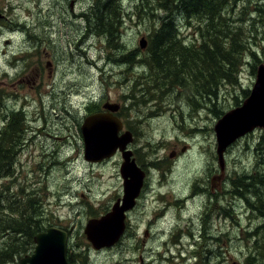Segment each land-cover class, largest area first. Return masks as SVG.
Instances as JSON below:
<instances>
[{
  "label": "rangeland",
  "instance_id": "1",
  "mask_svg": "<svg viewBox=\"0 0 264 264\" xmlns=\"http://www.w3.org/2000/svg\"><path fill=\"white\" fill-rule=\"evenodd\" d=\"M218 1L215 13L230 24L227 34L245 41L236 62L212 51H219L212 44L219 37L203 24L208 7L189 17L179 3L162 8L164 0H115L107 10L104 0H76L72 7L69 0H0V132L15 112L25 120L11 142L12 159L0 165V249L23 241L5 223L19 217L17 200H29L26 208L43 230L70 232L71 264H264V220L231 194L232 179L264 173L257 149L264 129L228 148L223 175L215 132L218 119L246 100L264 62V0ZM170 19L178 27L173 41L193 50L164 59L168 69H161L150 47ZM171 70L188 82L180 89H189L191 100L176 86L161 92L176 79ZM142 89L160 98H146ZM108 100L121 105L124 128L134 135L130 148L147 177L124 235L95 249L85 226L123 196V158L85 160L81 125ZM16 256L1 264H19L24 255Z\"/></svg>",
  "mask_w": 264,
  "mask_h": 264
},
{
  "label": "water",
  "instance_id": "2",
  "mask_svg": "<svg viewBox=\"0 0 264 264\" xmlns=\"http://www.w3.org/2000/svg\"><path fill=\"white\" fill-rule=\"evenodd\" d=\"M140 45L146 48L147 40L141 39ZM103 107L106 111L87 115L81 125L84 159L100 162L120 152L123 157L120 172L124 181V194L106 214L88 220L85 233L96 249L111 246L120 239L126 229L127 211L135 206L146 177V171L138 166L132 157L133 151L128 147L134 140L132 132L127 130L121 133L123 122L115 114L120 105L107 101ZM258 127L264 128V64L259 66L254 86L244 103L225 113L215 124L216 151L222 174L227 148L239 137ZM33 239V251L22 256L19 264H70L66 230L50 226L36 233ZM232 264L241 263L234 261Z\"/></svg>",
  "mask_w": 264,
  "mask_h": 264
},
{
  "label": "trees",
  "instance_id": "3",
  "mask_svg": "<svg viewBox=\"0 0 264 264\" xmlns=\"http://www.w3.org/2000/svg\"><path fill=\"white\" fill-rule=\"evenodd\" d=\"M164 1L165 3L161 5L162 8L167 9L168 6L170 5V2L172 3L176 2L177 4L178 3L180 4V7H183V9L187 12L189 17H191L196 12H198L201 9V7L205 5L204 3L209 1L210 7L208 5H205V7L209 8L211 16L205 22H207L208 24L207 28L213 30L220 39L219 40L216 37L215 40L212 41L213 49L219 51H214L212 49H209L208 43H203L201 45V48L206 51L212 50L219 58L220 57H224V59L232 58L231 62H236L242 56V48H245L244 39L240 38L237 32L232 33L231 31L228 35L226 29V27L228 26L224 27V23L220 19H218L220 14L215 13V11L218 9L220 1L218 0H164ZM98 3H100V0H98ZM103 3H105L103 7L104 8L106 7L105 9L107 10L109 7L114 6L115 0H104ZM102 16H103L102 24L106 25L107 30L110 31V27H112V24L105 23L107 15L102 14ZM99 19H101V17ZM109 25L110 27H108ZM177 29L178 27H175L174 20L170 19L169 21L164 22L162 27L158 29V31L156 32L157 34L154 35V38L151 42L152 45L150 48L151 50L154 51V54H152L151 56H153L152 58L154 62L157 63L158 66L162 65L160 66L161 69L164 68L168 69V67H166L164 64V59L171 58L172 56L175 55L186 56L187 54H190L192 52L191 50H193L191 48L187 49L185 46H183L182 44L185 43H183L182 40L173 41V39H175L176 37L174 33L176 32ZM202 33L203 35H205V32ZM162 35H165L164 40L162 39ZM171 50L173 52H171ZM167 63H169V66L171 65L170 61ZM172 66L173 65H171V67ZM150 67L152 68L151 65ZM171 72L176 79L168 75L171 77V79H169L168 82L166 83L167 86L166 89H164V87L161 88V92H164L165 90H173V87L171 86H176L177 90L183 93L182 98H184L183 96L184 94H188V99L191 100L192 98L191 91H189V89H185L184 91L180 89L182 87H186L188 82H185V79L183 80L180 79L178 81L179 71L171 70ZM209 76H211V74H209ZM140 92L143 95L148 96V97L145 96L146 98H149L151 96L156 97L155 99L160 98L159 93L158 96L155 95L156 93H149L146 90L145 91L141 90ZM134 98L135 99L139 98V100L141 99L139 96L138 97L134 96ZM19 115H20L19 112L17 114H14L13 118L11 119L8 125V128L0 132L1 134L0 165L3 164L8 165L9 160L12 159L14 145L11 142L16 137L15 133L21 129L23 130L24 128L23 125L25 124V120H23V118L19 119L18 117ZM8 142H9V146L7 144ZM257 149L259 151L258 153L261 156H264V130L260 136ZM232 186H233V189L231 190L232 196L234 198L237 197L244 198L248 203L249 207L252 208L253 210L258 211L262 215L261 217L264 220V193L263 194L259 193V187H264V173L260 172L259 170H256L254 173H252V175H247L246 173L244 175L242 174L240 176H237L236 178L232 179ZM28 202L29 200H25V203H21L17 200L16 203H18V208L19 207L22 208V210L17 213L19 217L6 220L5 223L6 228L12 230L13 232H16L17 233L16 236H22L23 241L18 244L8 243L4 248L0 249V264L2 262H7L8 260H14V255H17L16 257L25 255L28 252V248L30 249V247L34 243L33 240L34 235L44 229L38 224L39 220L36 221L35 214H33L32 212H28L30 211L29 208L28 209L26 208ZM260 227L264 228V223Z\"/></svg>",
  "mask_w": 264,
  "mask_h": 264
},
{
  "label": "flooded vegetation",
  "instance_id": "4",
  "mask_svg": "<svg viewBox=\"0 0 264 264\" xmlns=\"http://www.w3.org/2000/svg\"><path fill=\"white\" fill-rule=\"evenodd\" d=\"M70 1V6L72 7L74 4H72V1L71 0H69ZM240 2H241V0H240ZM205 5H208L209 6V1H207V2H205L204 3ZM220 4V3H219ZM228 4H234L235 5V1H232V0H229L228 1ZM205 5L203 6V7H201V9L198 11V12H196V13H200L201 12V10H203V8L205 7ZM210 7V6H209ZM209 9V8H208ZM181 12H182V10H181ZM194 12V11H193ZM2 16H3V14L0 12V19L2 18ZM218 19H220L223 23H224V27L225 26H229L230 24L228 23V22H225L224 21V18L222 17V15L220 14V16H219V18ZM204 25H208L207 24V22H204L203 23ZM198 31L199 30H202V25L197 29ZM207 51H210V50H207ZM153 53H154V51H153ZM132 53H130V56H129V58L132 60V57H133V54L131 55ZM113 60H111L110 62L111 63H114V61L112 62ZM48 64H50V62L48 63ZM4 95H7V93H4ZM8 97L9 96H14V93H10V94H8L7 95ZM131 97H132V95H131ZM107 102V101H106ZM104 105V104H103ZM120 107H121V105H120ZM120 107H119V109L117 110V112H115V114L117 115V116H119L120 118H121V116L118 114L119 112H120ZM100 110H102V108L101 109H97V111H100ZM96 112V111H95ZM18 112H15L14 114H17ZM13 114V115H14ZM122 119V118H121ZM122 122H123V120H122ZM126 130H128V129H125L124 128V122H123V129H122V131H121V133L123 132V131H126ZM128 131H130V130H128ZM132 132V131H131ZM133 133V132H132ZM132 144V143H131ZM133 155H134V151H133ZM135 157V156H134ZM197 196V193L193 196V197H196ZM119 198H122V197H119ZM118 198V199H119ZM117 199V200H118ZM116 200V201H117ZM137 201H138V199H137ZM137 201H136V204H137ZM136 204H135V206H136ZM135 206L133 207V208H135ZM132 208V209H133ZM129 212V210L127 211V213ZM126 217H127V215H126ZM72 258H73V255H72Z\"/></svg>",
  "mask_w": 264,
  "mask_h": 264
},
{
  "label": "bare ground",
  "instance_id": "5",
  "mask_svg": "<svg viewBox=\"0 0 264 264\" xmlns=\"http://www.w3.org/2000/svg\"><path fill=\"white\" fill-rule=\"evenodd\" d=\"M248 1V0H247ZM253 1V0H252ZM214 2V1H213ZM256 2H257V0H256ZM254 3V2H253ZM61 5V4H60ZM254 5V4H253ZM102 7V6H101ZM86 8V7H85ZM86 10V9H85ZM203 11V10H202ZM131 12V11H130ZM108 14V13H107ZM111 18V17H110ZM86 21V20H85ZM97 22V21H96ZM35 25V24H34ZM39 27V26H38ZM73 27V26H72ZM50 28V27H49ZM31 29V28H30ZM160 29V28H159ZM55 30V29H54ZM39 31V30H38ZM160 33V32H159ZM162 33V32H161ZM54 34V33H53ZM157 34V33H156ZM167 34V33H166ZM75 35V34H74ZM84 35V34H83ZM92 35V34H91ZM161 35V34H160ZM161 37V36H160ZM162 37L163 38H165V35H162ZM143 38H145V39H147L145 36H143L141 39H143ZM172 38V37H171ZM176 38V37H175ZM140 39V40H141ZM96 40V39H95ZM118 40V39H117ZM172 41V40H171ZM62 43V42H61ZM139 44H140V42H139ZM168 44V43H167ZM140 47H141V45H140ZM142 48V47H141ZM66 50V49H65ZM164 51V50H163ZM138 52V51H137ZM169 52V51H168ZM171 52H173L172 50H171ZM167 53V52H166ZM170 53V52H169ZM66 55V54H65ZM132 55V54H131ZM158 55H160V54H158ZM156 56V55H155ZM153 57V56H152ZM81 59V58H80ZM71 60V59H70ZM76 62V61H75ZM113 62V61H112ZM154 62V61H153ZM97 63H99V62H97ZM67 65V64H66ZM123 65V64H122ZM106 66V65H105ZM160 66H162V65H160ZM86 67V66H85ZM118 67V66H117ZM124 67V66H123ZM158 67V66H157ZM75 68V67H74ZM73 68V69H74ZM97 68V67H96ZM110 68H112V67H110ZM67 71V70H66ZM69 72V71H68ZM65 73V72H64ZM81 74V73H80ZM111 74V73H110ZM257 76V75H256ZM83 77V76H82ZM171 79V78H170ZM86 80V79H85ZM135 82V81H134ZM84 85V84H83ZM79 87V86H78ZM133 88V87H132ZM132 88L130 89V91L132 90ZM146 88V87H145ZM143 90V89H142ZM129 91V90H128ZM145 91V90H144ZM250 93H251V91H250ZM131 94V93H130ZM147 94V93H146ZM157 94V93H156ZM142 95V94H141ZM158 95V94H157ZM250 95V94H249ZM131 96V95H130ZM136 96V95H135ZM138 96H140V95H138ZM137 96V97H138ZM144 96H146V95H144ZM159 96V95H158ZM142 97V96H141ZM140 97V98H141ZM247 99V98H246ZM244 103V102H243ZM69 106V105H68ZM135 119V118H134ZM141 121V120H140ZM15 133V132H14ZM22 143V142H21ZM8 144V143H7ZM6 144V145H7ZM11 145V144H10ZM84 150H85V148H84ZM156 155V154H155ZM257 155V154H256ZM259 157V156H258ZM257 158V157H256ZM15 164V163H14ZM16 166V165H15ZM246 172V171H245ZM248 174V173H247ZM153 175V174H152ZM208 181V180H207ZM158 183V182H157ZM162 183V182H161ZM261 184V183H260ZM206 186V185H205ZM260 186V185H259ZM31 187V186H30ZM26 191V190H25ZM205 192V191H204ZM188 193V192H187ZM209 193V192H208ZM199 194V193H198ZM197 194V195H198ZM182 195V194H181ZM255 195V194H254ZM208 197V196H207ZM206 197V198H207ZM237 197V196H236ZM185 198V197H184ZM200 198V197H199ZM237 198H239V197H237ZM240 199V198H239ZM250 199V198H249ZM200 200V199H199ZM198 200V201H199ZM254 202V201H253ZM174 204V203H173ZM113 206V205H112ZM251 206V205H250ZM174 208H175V206H173ZM256 208V207H255ZM177 210V209H176ZM110 211V210H109ZM254 211V210H253ZM260 214V213H259ZM257 215V214H256ZM262 216V215H261ZM260 219V218H259ZM263 221V220H262ZM264 222V221H263ZM126 225H127V222H126ZM153 225V224H152ZM151 226V225H150ZM86 227V226H85ZM255 232V231H254ZM254 232H253V234H254ZM86 234V233H85ZM248 239V238H247ZM250 239V238H249ZM81 259H82V257H81ZM83 261V260H82Z\"/></svg>",
  "mask_w": 264,
  "mask_h": 264
}]
</instances>
